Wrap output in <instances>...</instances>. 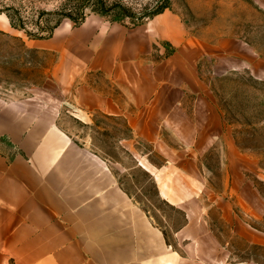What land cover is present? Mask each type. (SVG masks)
Here are the masks:
<instances>
[{"label":"crops","instance_id":"obj_1","mask_svg":"<svg viewBox=\"0 0 264 264\" xmlns=\"http://www.w3.org/2000/svg\"><path fill=\"white\" fill-rule=\"evenodd\" d=\"M152 25L172 48L166 64L191 56L192 40L177 14L161 13ZM108 35L101 53L86 64L115 81L118 94L81 86L80 105L124 117L135 137L151 145L148 152L135 149V166L146 168L158 196L181 214L174 235L183 252L119 185L106 160L77 144L57 117L16 110L13 125L0 128V137L18 149L12 155L0 149V264H260L250 254L232 258L235 240L264 249V230L247 220L260 217L262 202L245 195L252 187L244 166H221L224 192H209L211 174L201 159L223 137L219 117L202 100L208 115L195 120L184 98L187 86L170 83V67L144 63L152 45L147 38L130 42L121 26ZM50 40L37 43L49 48ZM193 121L198 125L187 131ZM153 152L161 163L149 157ZM214 211L229 229L225 240L212 225Z\"/></svg>","mask_w":264,"mask_h":264},{"label":"rangeland","instance_id":"obj_2","mask_svg":"<svg viewBox=\"0 0 264 264\" xmlns=\"http://www.w3.org/2000/svg\"><path fill=\"white\" fill-rule=\"evenodd\" d=\"M165 12L181 18L185 37L192 40L191 56L180 63H165L172 48L152 25ZM85 26L93 34L85 33ZM118 26L130 42L137 37L152 42L144 63L152 69L158 63L170 67V83L189 90L184 98L195 120L208 115L202 100L219 117L223 137L201 159L211 174L209 192H224L221 166H244L252 187L245 195L262 202L260 217L247 220L264 230V0H0V128L13 125L16 110L57 117L77 144L106 160L119 185L165 231L174 250L183 252L174 235L183 222L181 214L158 196L146 168L135 166V149L148 152L151 145L135 137L124 117L80 105L81 86L103 95L118 94L115 81L86 64L101 53L110 39L108 32ZM53 27L51 37H40ZM41 39H51V47L39 46ZM182 67L193 69L192 75L184 74ZM187 125L191 131L198 123ZM0 149L10 155L18 151L9 137H0ZM149 157L162 162L155 152ZM212 225L222 240L228 238L229 229L217 211ZM232 247L237 255L233 259L250 254L264 264V249L237 240Z\"/></svg>","mask_w":264,"mask_h":264},{"label":"trees","instance_id":"obj_3","mask_svg":"<svg viewBox=\"0 0 264 264\" xmlns=\"http://www.w3.org/2000/svg\"><path fill=\"white\" fill-rule=\"evenodd\" d=\"M82 20V19H81ZM54 27L53 28H51V29H48L47 30V32H48V34L46 35V36H40V37H42V38H48V37H51L52 35H53V31H54Z\"/></svg>","mask_w":264,"mask_h":264}]
</instances>
